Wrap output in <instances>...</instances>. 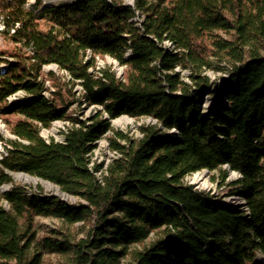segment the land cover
Segmentation results:
<instances>
[{"label": "trees", "instance_id": "16d2710c", "mask_svg": "<svg viewBox=\"0 0 264 264\" xmlns=\"http://www.w3.org/2000/svg\"><path fill=\"white\" fill-rule=\"evenodd\" d=\"M29 1L0 0V121L14 137L0 133V186L23 173L80 202L22 187L0 192V264L52 257L60 264H257L264 254V0ZM99 58L115 61L123 76L99 68ZM207 70L229 74L223 101L210 110L202 106L213 86ZM83 105L95 108L87 119L77 114ZM121 117L155 123L132 139L113 128ZM56 122L68 125L64 140H45L42 130ZM104 138L117 157L91 166ZM205 170L224 180L239 174L231 194L242 192L247 211L185 182ZM37 218L81 226L74 235L51 230L39 238Z\"/></svg>", "mask_w": 264, "mask_h": 264}, {"label": "rangeland", "instance_id": "374dc122", "mask_svg": "<svg viewBox=\"0 0 264 264\" xmlns=\"http://www.w3.org/2000/svg\"><path fill=\"white\" fill-rule=\"evenodd\" d=\"M76 0H43L44 4L47 5H54V4H60V3H72ZM128 4H131V0H125ZM35 2V0H30L29 5H32ZM4 27L0 20V32L3 30ZM4 47V43L2 41V38L0 37V49ZM116 62L113 61L110 58H104L98 59V67L103 68L106 65L113 66V69L117 73L119 77H122L124 74L123 68H117ZM119 69L121 72H119ZM46 72L54 71L56 74L63 77V79H67L66 74L63 72L58 71L56 66H47L45 68ZM206 74L211 78V81H213L212 89L209 92H205L202 97V106L205 110H210L216 106L218 102L223 101V99H218L219 92L223 89V84L226 79H229V74L225 73L224 75L213 71V70H207ZM183 78L188 81L189 72L183 71L182 72ZM78 95L81 96L82 91L81 87L77 86L76 90ZM23 98V95H18L10 98V103L12 105H16L21 99ZM95 112L94 107H87L85 105L82 106V109L77 111V114L82 116L84 119L89 118L93 113ZM123 117L113 120L112 126L116 130H120L124 133H127L129 137L132 139L139 138L140 135V127L144 124H154L155 122L151 119H141V120H135L132 119L134 123H128L125 120L122 119ZM131 119V118H130ZM120 120L119 124H115L114 122ZM2 126V127H1ZM67 124L64 122H56L53 124V126L50 129H43L41 132L42 137L49 141L52 138L56 141L62 142L64 140V137L62 135L63 131L67 130ZM0 133L3 135L6 139L14 138L9 130L7 129V126L0 121ZM6 154L4 144L0 142V159ZM117 155L110 150V144L109 141L104 138L101 141L98 142L97 148L94 151L92 157H91V163L92 164H99V163H110L114 158H116ZM10 176L12 178V183L4 186H0V192L6 193L7 191L12 190L15 187H22L29 195H31L34 192H38L39 190H42L43 195L45 196H54L58 197L60 200L64 201L68 205H77L80 201L78 198H74L68 195H65L59 187L35 178L31 177L27 174L23 173H10ZM199 176L200 180L196 181L195 178ZM241 177L237 173L229 172L228 177L226 180L222 178V174L220 172H209V171H201L199 173L193 174L185 179V182L188 185L193 186V188L198 192H203L206 194H209L215 198L218 202L221 204H228L232 208L241 210V211H247V205L245 198L242 194V192H236L234 194H231V192L235 191V188L232 186L234 182L239 180ZM4 206L9 209V206L5 203ZM80 224H77L75 226H66L61 223V221L53 218H37L35 223V228L38 234L39 238H42L44 236H47L50 234L51 230H57L64 232L65 234H76L78 232V228H80ZM83 234L80 232L79 236L81 237ZM46 264H60V259L57 257L48 258ZM257 264H264V254L258 253L257 255Z\"/></svg>", "mask_w": 264, "mask_h": 264}, {"label": "bare ground", "instance_id": "6f19581e", "mask_svg": "<svg viewBox=\"0 0 264 264\" xmlns=\"http://www.w3.org/2000/svg\"><path fill=\"white\" fill-rule=\"evenodd\" d=\"M116 66H117V68H119L118 64H116ZM119 72H121L120 69H119ZM122 119L125 120L126 122H128L129 124H130V123H134L133 120L130 119L129 117H123ZM119 121H120V120H117V121H115L114 123H115V124H119ZM1 127H2V126H1ZM195 180H196V181H199V180H200V177L197 176V177L195 178Z\"/></svg>", "mask_w": 264, "mask_h": 264}, {"label": "built area", "instance_id": "2783aa9c", "mask_svg": "<svg viewBox=\"0 0 264 264\" xmlns=\"http://www.w3.org/2000/svg\"><path fill=\"white\" fill-rule=\"evenodd\" d=\"M165 47H167V48H172V43H170V42H166V43H165ZM91 166H93V164H91ZM97 175L100 177L101 173H98Z\"/></svg>", "mask_w": 264, "mask_h": 264}, {"label": "water", "instance_id": "95a60500", "mask_svg": "<svg viewBox=\"0 0 264 264\" xmlns=\"http://www.w3.org/2000/svg\"><path fill=\"white\" fill-rule=\"evenodd\" d=\"M119 66V65H118ZM119 68H121L120 66H119Z\"/></svg>", "mask_w": 264, "mask_h": 264}]
</instances>
